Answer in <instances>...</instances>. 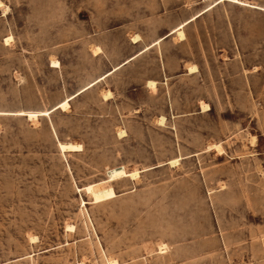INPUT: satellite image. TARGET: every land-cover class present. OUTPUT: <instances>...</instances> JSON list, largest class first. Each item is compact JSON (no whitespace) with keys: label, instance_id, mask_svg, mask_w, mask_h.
<instances>
[{"label":"rangeland","instance_id":"374dc122","mask_svg":"<svg viewBox=\"0 0 264 264\" xmlns=\"http://www.w3.org/2000/svg\"><path fill=\"white\" fill-rule=\"evenodd\" d=\"M253 5L0 0V264H264Z\"/></svg>","mask_w":264,"mask_h":264},{"label":"bare ground","instance_id":"6f19581e","mask_svg":"<svg viewBox=\"0 0 264 264\" xmlns=\"http://www.w3.org/2000/svg\"><path fill=\"white\" fill-rule=\"evenodd\" d=\"M223 1V0H222ZM235 1H240V0H235ZM253 7H256V8H259V9H261V10H264L262 7H259V6H254L253 5ZM174 32H176V34H177V36H179L180 38H183V25H179L175 30H174ZM136 39V38H135ZM6 42H9V40H10V37H8V38H5L4 39ZM136 41V40H135ZM97 50H99L98 48H96V49H94L93 50V52L94 53H96L97 52ZM52 64H58V61L57 60H52ZM193 68V67H192ZM190 72V71H189ZM148 85L150 86V88H152V89H154V87H155V82L153 81V80H149L148 81ZM69 98H67L66 100H64V101H62L61 103H59L58 105H57V108H59V109H61V110H65L66 108H67V106H68V104H69ZM201 108H202V110H209V106H208V104H206V103H202L201 104ZM27 114H28V116H29V118L31 119V120H34V119H36L37 118V116L39 115V114H45V113H38V112H36V111H30V112H27ZM29 119V120H30ZM165 119V118H164ZM162 121H163V117H160V119H159V121L158 122H160V123H162ZM124 132V131H123ZM123 132H121L120 134L122 135L123 134ZM252 139H254V137L252 136ZM58 146H59V148H60V150L62 151V152H66V151H75V150H79L80 149V145L79 144H75V143H72V142H70V141H68V142H58ZM219 146V145H218ZM178 160L177 159H173V160H170V163L171 164H173V163H176ZM137 173H133L132 175H136ZM85 187V186H84ZM86 189L88 190V193H90V194H92V193H94L95 191H96V186H95V184H87V187H86ZM83 190V189H82ZM84 190H85V188H84ZM86 191V190H85ZM68 227H71V225L70 226H68ZM167 249V245L165 244V243H162L160 246H159V252L160 253H162V252H164L165 250ZM116 263V260H112V259H110L109 260V264H115Z\"/></svg>","mask_w":264,"mask_h":264}]
</instances>
